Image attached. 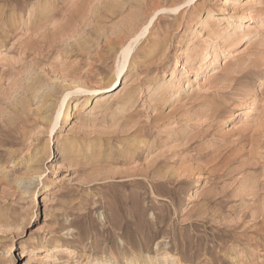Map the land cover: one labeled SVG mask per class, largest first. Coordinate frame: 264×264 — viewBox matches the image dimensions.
Segmentation results:
<instances>
[{
	"label": "rangeland",
	"instance_id": "obj_1",
	"mask_svg": "<svg viewBox=\"0 0 264 264\" xmlns=\"http://www.w3.org/2000/svg\"><path fill=\"white\" fill-rule=\"evenodd\" d=\"M181 1L0 0V264H264V0Z\"/></svg>",
	"mask_w": 264,
	"mask_h": 264
},
{
	"label": "bare ground",
	"instance_id": "obj_2",
	"mask_svg": "<svg viewBox=\"0 0 264 264\" xmlns=\"http://www.w3.org/2000/svg\"><path fill=\"white\" fill-rule=\"evenodd\" d=\"M196 1L197 0H182L181 2H174V3H171V4H165V3H162V4H159V5H157L155 8H154V11H153V13H158V12H171V13H176V12H178V10H179V8L182 6V5H186V6H191L192 7V4L194 5L195 3H196ZM40 3V2H39ZM229 3H231V0H223L222 1V3L216 8V11L214 10L213 12H216L215 14H217V13H219V12H223L224 11V8L226 7V5H228ZM40 9V7H39V5L37 4V5H35V6H33V10H35V9ZM47 8H43V9H40L39 11H38V13L40 14V13H42V10L44 11V10H46ZM37 11V10H36ZM35 11V12H36ZM46 12V11H45ZM180 12V11H179ZM34 13V12H33ZM37 13V14H38ZM153 15V14H152ZM41 16H43V15H41ZM151 16V15H150ZM150 16H149V18H150ZM212 17V14H211V12H207L206 13V15H205V17H204V21H206V20H209L210 18ZM12 18V17H11ZM38 18V17H37ZM152 16H151V19H150V21H149V23L148 24H143L142 26V28L141 29H139V31H136L134 34H132L127 40H126V42H124V43H122L120 46H119V51H120V53H119V56H118V59H117V63H116V74H117V76L119 77L120 76V74L122 73V71L124 70V68H125V66H126V64H128V65H131L130 64V60H131V58L133 57V49H134V47H135V44L138 42V40H139V38H140V36L142 35V34H144L147 30H148V27H149V25L151 24V22H152ZM2 19H0V29L1 28H7V26H8V24L7 23H5V22H3V21H1ZM35 20V19H34ZM29 21V20H28ZM33 21V20H32ZM36 22V21H35ZM17 23V22H16ZM32 22L31 21H29V24H31ZM11 26V25H10ZM237 26H242V24H240V23H237ZM244 27V26H243ZM245 27H249V26H246L245 25ZM238 29V28H237ZM3 30V29H2ZM240 34H244V33H240ZM234 36V35H233ZM259 46V45H258ZM211 48V47H210ZM264 48V47H263ZM263 50V49H262ZM209 53H210V49H209V47L208 48H205V52H204V54H203V56H202V58H201V60H200V65L196 68V71H197V74H196V77L198 76V75H200L201 74V72L203 71V72H205L206 71V69H207V67H208V65L210 64V63H208V56H209ZM226 59V58H225ZM133 62V61H132ZM173 73V72H172ZM218 76V75H217ZM216 75L214 76L215 78L217 77ZM122 77L123 76H121V77H119V84H120V82H121V79H122ZM114 83V81H112L111 82V84L109 85V86H107V87H110V86H112V84ZM264 83V80H262V83L261 84H263ZM87 89V88H86ZM70 89H68V92H64V97H63V100L61 99L60 100V105H59V107H58V109H57V111H56V113H55V115L54 116H50V119H49V123L51 124L50 125V127H49V130L52 132L53 131V129L55 128V126L58 124V118L60 117V115H61V113H62V107H65V113L64 114H62V117H64L63 118V122L65 123V122H69L70 120H71V118H70V116H71V113H72V105L70 104V102H69V100L67 101V96H68V94H69V91ZM74 90V89H73ZM82 89H77V92H80ZM96 90H98V89H94V90H86V92H91V91H96ZM75 91V90H74ZM47 96H48V93H45L44 94V99H47ZM59 103V102H58ZM44 103L42 102L40 105H43ZM75 104V103H74ZM39 105V104H38ZM39 109H40V107H38ZM238 114L240 113V112H237ZM237 115V114H236ZM257 132V131H256ZM258 135V134H257ZM253 139V138H252ZM255 140H257V138L255 137L254 138V142H252L251 143V149L255 152H260L263 148V144L262 143H260V142H258V141H255ZM72 146V145H71ZM70 146V147H71ZM136 151V150H135ZM251 151V150H250ZM69 152V151H68ZM70 152L71 153H73V150L72 149H70ZM156 162L157 161H155V160H150L148 163H147V170L150 168V167H152V166H154V164H156ZM136 168H137V166H135V169H134V173L136 174V172L138 171V170H136ZM154 169V167L152 168V170ZM30 253H34V251H29ZM30 257H33V255L31 256L30 255ZM29 259V258H28Z\"/></svg>",
	"mask_w": 264,
	"mask_h": 264
}]
</instances>
